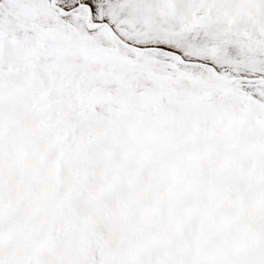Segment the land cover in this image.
<instances>
[{
  "label": "snow or ice",
  "instance_id": "6c2138e0",
  "mask_svg": "<svg viewBox=\"0 0 264 264\" xmlns=\"http://www.w3.org/2000/svg\"><path fill=\"white\" fill-rule=\"evenodd\" d=\"M0 264H264V0H0Z\"/></svg>",
  "mask_w": 264,
  "mask_h": 264
}]
</instances>
